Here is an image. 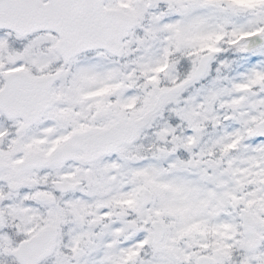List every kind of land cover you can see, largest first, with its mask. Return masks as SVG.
<instances>
[{
  "label": "snow or ice",
  "instance_id": "1",
  "mask_svg": "<svg viewBox=\"0 0 264 264\" xmlns=\"http://www.w3.org/2000/svg\"><path fill=\"white\" fill-rule=\"evenodd\" d=\"M0 264H264V0H0Z\"/></svg>",
  "mask_w": 264,
  "mask_h": 264
}]
</instances>
